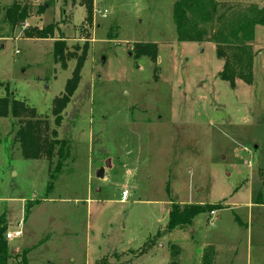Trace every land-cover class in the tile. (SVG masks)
<instances>
[{"label": "rangeland", "instance_id": "374dc122", "mask_svg": "<svg viewBox=\"0 0 264 264\" xmlns=\"http://www.w3.org/2000/svg\"><path fill=\"white\" fill-rule=\"evenodd\" d=\"M13 1L0 0V95L34 108L69 156L49 189L55 160L49 170L23 158L17 120L0 117V215L5 235L21 231L7 240L10 264L25 250L28 264H264V208L251 207L264 173V25L252 82L232 88L213 42L177 40L176 0H93L89 20L80 0H18L28 17L12 28ZM49 24L53 37H23ZM59 37L74 53L64 66L52 58ZM137 43L156 44L155 59L136 58ZM82 53L78 86L55 117ZM171 203L220 207L168 230Z\"/></svg>", "mask_w": 264, "mask_h": 264}, {"label": "trees", "instance_id": "16d2710c", "mask_svg": "<svg viewBox=\"0 0 264 264\" xmlns=\"http://www.w3.org/2000/svg\"><path fill=\"white\" fill-rule=\"evenodd\" d=\"M80 5L85 7L87 19H91L93 0H80ZM45 5L39 6L43 10ZM27 5L14 0L12 5L5 9L4 18L15 28L22 24L28 17ZM172 17L179 42H213L216 56L222 59L223 68L219 72V78L229 83L233 88L236 80L247 84L252 82V66L254 51L255 28L264 25V6L258 7L252 4L239 5L228 4L218 0H176L172 7ZM56 26L46 25L42 28H22L23 37L46 39L53 37ZM135 57L148 56L155 59L157 46L154 43L134 44ZM74 57L62 37L54 41L52 58L55 63L65 65L66 61ZM76 65L72 75L67 79L64 93L53 100L52 112L57 117L68 104L76 90L80 80V70L84 62V53L75 57ZM11 116L17 120L18 128L15 132V140L21 148V155L25 159H45L48 169L55 160V166L49 173L48 188L51 189L53 180L61 171L63 162L69 156V146L66 141L56 138V131L49 132L46 121L37 117L34 108L26 106L20 100L8 92L0 95V117ZM58 124V121L55 122ZM59 125V124H58ZM260 188L256 192L254 203L264 204V173L260 176ZM220 205H179L171 203L167 229H182L190 225L193 218ZM7 225L5 216L0 215V264H10L13 252L10 251L5 235ZM28 250L20 253L18 264H28L26 254Z\"/></svg>", "mask_w": 264, "mask_h": 264}, {"label": "built area", "instance_id": "2783aa9c", "mask_svg": "<svg viewBox=\"0 0 264 264\" xmlns=\"http://www.w3.org/2000/svg\"><path fill=\"white\" fill-rule=\"evenodd\" d=\"M105 13H106V11H104V14ZM127 195H128V190L124 189L122 191V193H121V200H126L127 199ZM210 213L214 214V211H211ZM19 235H21V231L8 232V233H6V238L10 239V238H13L14 236H19Z\"/></svg>", "mask_w": 264, "mask_h": 264}, {"label": "crops", "instance_id": "0c3cea01", "mask_svg": "<svg viewBox=\"0 0 264 264\" xmlns=\"http://www.w3.org/2000/svg\"><path fill=\"white\" fill-rule=\"evenodd\" d=\"M104 174H105V171H104ZM53 199V198H52ZM51 198H47V197H45V200H47V201H50L51 202V200H52ZM54 200V199H53ZM251 207H256V208H264V204H256V203H254L253 205H251ZM10 239H12V238H10ZM7 240H9V239H7ZM15 252V251H14ZM234 255H236V253L234 254ZM249 261V262H248ZM248 261H247V263L248 264H251V262H250V257H249V259H248Z\"/></svg>", "mask_w": 264, "mask_h": 264}, {"label": "water", "instance_id": "95a60500", "mask_svg": "<svg viewBox=\"0 0 264 264\" xmlns=\"http://www.w3.org/2000/svg\"><path fill=\"white\" fill-rule=\"evenodd\" d=\"M108 165V164H107ZM104 171H105V167H101L99 170H97L96 172V176L98 178H103L104 177ZM14 253V251H12Z\"/></svg>", "mask_w": 264, "mask_h": 264}]
</instances>
